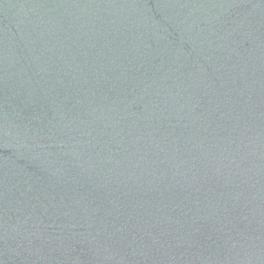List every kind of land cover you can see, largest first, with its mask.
I'll list each match as a JSON object with an SVG mask.
<instances>
[{
    "label": "water",
    "instance_id": "95a60500",
    "mask_svg": "<svg viewBox=\"0 0 264 264\" xmlns=\"http://www.w3.org/2000/svg\"><path fill=\"white\" fill-rule=\"evenodd\" d=\"M0 264H264V0H0Z\"/></svg>",
    "mask_w": 264,
    "mask_h": 264
}]
</instances>
